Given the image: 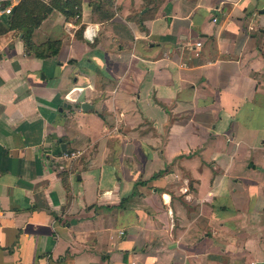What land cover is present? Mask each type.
<instances>
[{"label":"crops","instance_id":"obj_1","mask_svg":"<svg viewBox=\"0 0 264 264\" xmlns=\"http://www.w3.org/2000/svg\"><path fill=\"white\" fill-rule=\"evenodd\" d=\"M102 1L0 26V264H264V0Z\"/></svg>","mask_w":264,"mask_h":264},{"label":"trees","instance_id":"obj_2","mask_svg":"<svg viewBox=\"0 0 264 264\" xmlns=\"http://www.w3.org/2000/svg\"><path fill=\"white\" fill-rule=\"evenodd\" d=\"M110 1L106 3H110ZM102 3V0H95L92 3L94 10L98 11L103 8ZM54 9L62 11L67 17L79 15V20H81L82 0H23L16 6L10 17L0 22V26H3L6 31L15 30L19 34L22 33L29 53L40 58L54 56L61 49V40L47 41L40 44L34 41L36 29ZM106 12L104 16L110 14L108 10ZM82 31L83 28L81 27L79 34Z\"/></svg>","mask_w":264,"mask_h":264},{"label":"built area","instance_id":"obj_3","mask_svg":"<svg viewBox=\"0 0 264 264\" xmlns=\"http://www.w3.org/2000/svg\"><path fill=\"white\" fill-rule=\"evenodd\" d=\"M23 0H0V22L5 18L10 17L16 6ZM216 20V19H215ZM81 152H69L66 153L65 156L68 158H75L80 155Z\"/></svg>","mask_w":264,"mask_h":264},{"label":"water","instance_id":"obj_4","mask_svg":"<svg viewBox=\"0 0 264 264\" xmlns=\"http://www.w3.org/2000/svg\"><path fill=\"white\" fill-rule=\"evenodd\" d=\"M69 107H71V105H70ZM92 107H93L92 104H90V103H88V102H84V103H82V108H83L84 110L90 109V108H92ZM62 148H65V145H63Z\"/></svg>","mask_w":264,"mask_h":264}]
</instances>
